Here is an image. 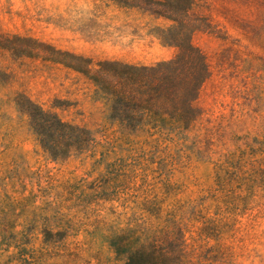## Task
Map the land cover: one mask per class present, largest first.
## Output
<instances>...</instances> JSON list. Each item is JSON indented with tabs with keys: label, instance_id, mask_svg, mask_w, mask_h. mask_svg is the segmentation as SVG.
Returning <instances> with one entry per match:
<instances>
[{
	"label": "rangeland",
	"instance_id": "374dc122",
	"mask_svg": "<svg viewBox=\"0 0 264 264\" xmlns=\"http://www.w3.org/2000/svg\"><path fill=\"white\" fill-rule=\"evenodd\" d=\"M174 20L200 28L197 116L155 147H110L97 64L172 60ZM19 96L87 150L52 159ZM128 231L158 264H264V0H0V264H122L108 239Z\"/></svg>",
	"mask_w": 264,
	"mask_h": 264
},
{
	"label": "trees",
	"instance_id": "16d2710c",
	"mask_svg": "<svg viewBox=\"0 0 264 264\" xmlns=\"http://www.w3.org/2000/svg\"><path fill=\"white\" fill-rule=\"evenodd\" d=\"M177 35L173 46L175 57L153 67H137L118 62H100L93 76L98 97L106 101V121L113 125L110 147L121 150L155 147L158 139L171 140L186 130L197 116L193 107L199 90L209 77L203 53L191 42V35L200 28L188 26V34L181 35L185 26L176 22ZM73 59L87 61L71 55ZM15 104L18 113L29 121L33 135L52 159H64L71 153L87 150L91 139L81 128L70 126L55 115L43 111L30 100L19 96ZM150 116H121L126 109ZM108 145V146H109ZM124 236H111L108 245L122 264H158L155 250L146 251L137 233L128 231ZM147 256L143 260V255Z\"/></svg>",
	"mask_w": 264,
	"mask_h": 264
}]
</instances>
